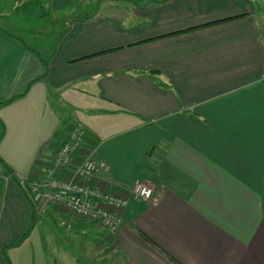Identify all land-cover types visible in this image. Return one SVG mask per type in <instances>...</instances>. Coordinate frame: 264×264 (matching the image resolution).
Instances as JSON below:
<instances>
[{
  "label": "crops",
  "instance_id": "obj_1",
  "mask_svg": "<svg viewBox=\"0 0 264 264\" xmlns=\"http://www.w3.org/2000/svg\"><path fill=\"white\" fill-rule=\"evenodd\" d=\"M76 121L116 233L31 189ZM83 261L264 264V1L0 0V264Z\"/></svg>",
  "mask_w": 264,
  "mask_h": 264
},
{
  "label": "built area",
  "instance_id": "obj_2",
  "mask_svg": "<svg viewBox=\"0 0 264 264\" xmlns=\"http://www.w3.org/2000/svg\"><path fill=\"white\" fill-rule=\"evenodd\" d=\"M86 135V127L74 122L50 163L31 183V189L39 194L41 206L56 205L115 233L123 222V210L129 198L115 189L106 191L93 184L94 180L109 175L110 167L84 148ZM127 189L125 193L143 200L154 198V189L146 182L137 181Z\"/></svg>",
  "mask_w": 264,
  "mask_h": 264
},
{
  "label": "rangeland",
  "instance_id": "obj_3",
  "mask_svg": "<svg viewBox=\"0 0 264 264\" xmlns=\"http://www.w3.org/2000/svg\"><path fill=\"white\" fill-rule=\"evenodd\" d=\"M257 1H258V2L260 1V3H262L264 0H254L255 3H256ZM34 10H36V9L34 8ZM38 18H39V20L41 19V16H40L39 14H38V15H35V19H34V20H35V21H38ZM69 121H70V120H69ZM147 185L151 186L150 183H148V182H147ZM108 231H109V230H108ZM109 232H110V231H109ZM115 233H116V232H115ZM75 241H77V240L74 239V240H73V243H74ZM77 250H78V247L75 248V246H73V245H72V247L69 246V247L66 249V251H67L66 254H68V253H70V252H73V254L76 255L77 253H75V252H77ZM73 264H74V263H73ZM83 264H86V263L83 261ZM96 264H100V263H96Z\"/></svg>",
  "mask_w": 264,
  "mask_h": 264
},
{
  "label": "trees",
  "instance_id": "obj_4",
  "mask_svg": "<svg viewBox=\"0 0 264 264\" xmlns=\"http://www.w3.org/2000/svg\"><path fill=\"white\" fill-rule=\"evenodd\" d=\"M3 165L5 166L6 170L9 171V167H7L4 163H3ZM15 180H17V178H15ZM17 181H18V180H17ZM22 190H24V189H22Z\"/></svg>",
  "mask_w": 264,
  "mask_h": 264
}]
</instances>
